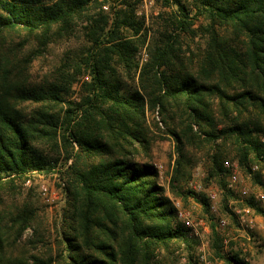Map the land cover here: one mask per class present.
<instances>
[{"label": "trees", "instance_id": "trees-1", "mask_svg": "<svg viewBox=\"0 0 264 264\" xmlns=\"http://www.w3.org/2000/svg\"><path fill=\"white\" fill-rule=\"evenodd\" d=\"M157 1L148 18L143 0H0V264H160L172 244L197 264L152 161L166 134L177 154L171 192L201 202L218 258L251 264L235 245L224 252L205 194L180 189L196 147L230 214L229 148L261 183L252 166L264 164V0ZM76 37L48 72L32 73L51 43ZM36 173H57L66 197L58 252L46 257L19 242L35 226L33 245L45 243L32 198L14 196Z\"/></svg>", "mask_w": 264, "mask_h": 264}, {"label": "rangeland", "instance_id": "rangeland-1", "mask_svg": "<svg viewBox=\"0 0 264 264\" xmlns=\"http://www.w3.org/2000/svg\"><path fill=\"white\" fill-rule=\"evenodd\" d=\"M161 7V1L157 0H143V3L140 7V12L145 13L149 18V15H155L158 13ZM187 43L190 44L191 48L196 49L200 44L199 40L185 39ZM82 44V41L79 38H74L70 41L62 40L58 42H53L49 45L48 50L38 56L32 64V73L34 75H41L48 72L54 64H56L65 48L68 46L78 47ZM146 50H143L141 53V58L146 57ZM157 116L154 114L150 122L152 123L153 117ZM158 118V117H157ZM159 119V118H158ZM155 132H158L153 126ZM163 134V133H162ZM166 139L159 140L153 148V164L155 163L158 166L159 170V183L166 188V195L173 201H180L184 210L191 214L192 219L194 220L197 229L201 235H196L192 229L191 235L193 239L197 241L194 249L191 251L193 254L195 262L197 264H206L211 262V264H228L222 259L218 258L215 255L213 243L214 236L211 231V223L208 217L204 214L201 202L192 196L187 198H182L171 192L170 182L175 166V159L177 157L175 150V141L169 135H165ZM264 138V135H263ZM195 154V162L192 165L190 170V175L188 179H184L181 184L180 191L188 192L193 191L197 195H203L207 197L211 191L218 193V202L216 203V209H211L212 216L214 217V222L217 225V228L220 232V236L223 239L224 252L232 250L233 245L237 246L238 249L242 250L250 259H264V222H255V227L250 229L248 227L241 226L238 222L234 208L240 205L236 202L238 199L237 194L235 198L229 201V208L233 214H230L223 204V193L215 181L206 182L207 171V157L203 149L198 147L193 148ZM234 152L232 148H229L226 153V158L232 159ZM261 167V165H260ZM264 170V164L262 165ZM242 168V167H241ZM243 177L248 184L259 185L253 182L252 178L242 169ZM200 184L201 189H195L194 184ZM14 194L8 193L7 197L11 199L14 195L18 200L22 201L27 197H31L34 206L39 210V214L42 217V225L46 229V238L45 245L39 243L38 245H33V240L35 238L36 227H28L31 229V232H26V229L23 231L19 242L22 247L26 248L33 254H40L42 257H46L49 253L53 255L58 252V232L60 228V223L62 220V212L65 206L66 197L62 189V181L58 177V174H39L36 173L31 177L30 180L25 183L19 184ZM43 187L47 188V194H44ZM174 205V204H173ZM251 215L254 217L255 214H258L257 210L252 207ZM221 219L227 221L226 226H222ZM182 223L181 220L178 219ZM252 231L260 232V235H257V238L251 240L246 236L247 234L251 235ZM47 244V245H46ZM173 246L168 251L167 249L161 250V257L159 259L160 264H191L189 261V252L188 250L180 244H172ZM236 248V247H235ZM234 249V248H233ZM53 264H61L58 261Z\"/></svg>", "mask_w": 264, "mask_h": 264}, {"label": "built area", "instance_id": "built-area-1", "mask_svg": "<svg viewBox=\"0 0 264 264\" xmlns=\"http://www.w3.org/2000/svg\"><path fill=\"white\" fill-rule=\"evenodd\" d=\"M262 140L264 141V138ZM155 166L158 168L156 163ZM224 167L227 170V185L237 194L238 199L236 202L240 204L234 208L235 216L241 226L253 229V227H255L254 217L251 215L253 209L247 201L253 200L264 210V170H261L259 164H254L252 166V173H257L259 171L261 173V183L259 185H252L245 181L241 165L237 159H226L224 161ZM248 176L251 177V174ZM194 188L201 189V185L195 183ZM43 190L44 194H47V188L43 187ZM208 198L211 209L215 210L216 203L218 202V193L211 191L208 194ZM173 204L176 208L177 218L181 220L187 228H191L196 235H201L191 214L183 209L180 201H173ZM221 224L222 226H226L227 221L221 219ZM26 232H31V229L27 228ZM206 264H211V262H207Z\"/></svg>", "mask_w": 264, "mask_h": 264}, {"label": "crops", "instance_id": "crops-1", "mask_svg": "<svg viewBox=\"0 0 264 264\" xmlns=\"http://www.w3.org/2000/svg\"><path fill=\"white\" fill-rule=\"evenodd\" d=\"M254 221L255 222H264V215H262V214H255V216H254ZM260 232H258V231H252L251 232V235H249V234H247V238L248 239H250L251 240V237H253V239H255V238H257V235H260L259 234ZM250 263L251 264H264V259H257V258H255V259H250Z\"/></svg>", "mask_w": 264, "mask_h": 264}]
</instances>
